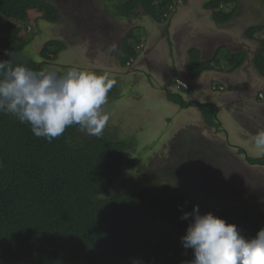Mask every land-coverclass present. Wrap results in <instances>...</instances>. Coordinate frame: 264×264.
<instances>
[{
    "label": "trees",
    "instance_id": "16d2710c",
    "mask_svg": "<svg viewBox=\"0 0 264 264\" xmlns=\"http://www.w3.org/2000/svg\"><path fill=\"white\" fill-rule=\"evenodd\" d=\"M175 1L126 2L125 15L142 3L160 20ZM203 3L220 25L238 19V0ZM31 11L44 12L51 23L61 20L50 0H0V60L11 58L39 70L56 61L67 43L47 39L38 57H27L36 33ZM246 33L261 43L254 61L264 75V24L249 26ZM6 49L15 55L9 57ZM130 58L125 52L123 64ZM225 59L238 67L245 58L226 51ZM116 85L118 80L108 99L116 96ZM169 98L186 104L177 93L169 92ZM204 115L211 118L212 113ZM132 147L110 131L93 137L77 125L49 141L36 137L29 124L0 112V264H132L133 258L142 264H186L194 253L182 246L189 220L181 216L197 204L202 213L211 211L235 223L248 238L264 227L263 211L209 202L176 174L140 168L137 157L127 156Z\"/></svg>",
    "mask_w": 264,
    "mask_h": 264
},
{
    "label": "rangeland",
    "instance_id": "374dc122",
    "mask_svg": "<svg viewBox=\"0 0 264 264\" xmlns=\"http://www.w3.org/2000/svg\"><path fill=\"white\" fill-rule=\"evenodd\" d=\"M50 1L58 5L61 20L51 23L44 19V12L31 11L30 23L34 25V28L36 26L33 38L35 43L32 51L28 48L25 55L30 58L38 57L41 53V44L47 39L59 38L70 44V47L68 53L63 52L50 66L63 71L69 67L82 68L80 63H86L84 56L86 51L83 46L89 44L87 45L88 51H92L94 54H97V51L105 50L108 43L104 44V40L108 30L102 31V29L105 27L114 30L117 20L112 16L102 15L106 8L103 0ZM117 1L119 2L117 3ZM117 1H107L111 5L109 9L113 13L118 12V9L114 8L115 5H120V0ZM238 3L239 11L236 16L238 19L235 24L247 27L264 24L263 0H238ZM117 15L120 17L119 12ZM242 26L239 27L240 33L245 29ZM82 32H84L83 35L85 34L83 37L80 36ZM78 45L79 47L75 48ZM219 52L216 62L226 63L224 49L220 48ZM97 68L104 69L106 66L99 62ZM101 73L104 72L101 71ZM111 78L118 80L120 76L113 74ZM258 80L264 82V76L259 75ZM135 84L136 82L130 78L118 81L116 96L110 97L104 106L110 114V120L105 130L117 134L121 138H126L133 146L127 156L137 157L138 163L142 164L140 168L144 167L145 170L156 173L163 170V176L167 174L170 177L176 174L181 182L195 188L203 199L209 202L214 201L216 204L233 206L239 210L264 212V183L259 185L261 183L258 177H250L251 180H249L247 177L252 173L250 170L249 173L246 166L241 165L240 162L232 169L228 160L218 159L217 162L210 155H207L206 158L201 157L192 145L201 149L206 148L193 140L198 139L202 132L207 135L208 130H205L204 133L199 128L190 127L188 124L181 128L175 123L176 120H171L170 117L173 115L169 113L166 105L161 106L158 101L144 98L140 89L142 85L148 88V95L151 99L154 92L153 85L154 87L158 86L153 84L148 77L144 78L137 87ZM254 86L256 85L254 84ZM173 140L180 141L182 148L174 145L175 150L169 151L170 143ZM241 159L244 162V155L241 156ZM182 166H187L188 169L186 170ZM138 171L139 169L136 173ZM262 182H264L263 179Z\"/></svg>",
    "mask_w": 264,
    "mask_h": 264
},
{
    "label": "flooded vegetation",
    "instance_id": "af4514ba",
    "mask_svg": "<svg viewBox=\"0 0 264 264\" xmlns=\"http://www.w3.org/2000/svg\"><path fill=\"white\" fill-rule=\"evenodd\" d=\"M107 1L109 0H103L106 8L102 15L106 14L112 16L117 20V25L114 30L104 27L102 31L108 30L107 37L105 38V43H108V48H106L105 51L107 52L110 49L106 55L107 57L113 58L111 60L106 58L99 59L97 54L88 51L87 45L89 44H87L83 46L86 51V55H84L86 63H80L82 68H78V66L76 68L95 71L97 73L108 71L107 73H109L111 77L113 74L119 75L120 80L126 78L128 80L130 78V80L136 82L135 87H137L139 83H142L144 78L148 77L152 80L153 84H157L158 86L154 87L153 85L154 92L151 99L148 95V88L142 85V88L140 87V89L142 90L144 98L149 99L150 101H158L161 106L166 105L169 109V113L173 115V117H170L171 120H176L175 123L180 125L181 128L183 125L188 124L190 127L193 126L199 128V130L204 131V133L205 130H208L207 135H204L202 132L198 138L206 148L200 150L203 158L207 156L206 153H211L210 156L217 162L218 159L230 161L228 164L233 169L239 162L241 165H245V162L241 159V154L238 152L240 148L247 158L254 160L253 163H256V166L259 169L258 174H261L255 176V172L252 171L251 173L253 175L251 174L250 177H258L259 182L261 183L259 185H263L264 150L257 149L253 142L241 143L243 142L242 140L239 142L240 138L232 133L229 123L230 107L232 108V112L237 109L244 110V107L248 106L247 103H249V96L255 102L260 103L264 101V90L258 85L254 86L253 84L245 89L225 91V89L228 88L225 81L228 83H231V81H228L229 78L223 76L221 71L225 73H235L238 68L245 69V67H242L244 63L238 67H234L232 63H229L230 65L228 66L226 63H221L219 66V63L216 62L217 60L215 59V56L218 57L220 48L224 49V47L218 48L213 57L209 61L206 60L204 62L200 60L198 53L199 50L197 49L193 52V60L189 64L186 61L176 63L173 61L174 55H169L172 51V41L174 40L175 35H177V39H179V30L181 31L182 28H188V26L183 24H181L180 27L178 26L176 20L179 18V15L183 14L182 17H184V22L197 23V21H200V23H203L204 21L200 19L198 12L201 13L204 11L212 13L211 10L203 7V0H176L167 12L162 13V15L160 14V20L157 19L158 17L147 12L142 3H139V6H135L133 12H129V15H125L126 2H132L134 0H120V5H115L116 7L114 8L118 9L119 17L117 15L118 12L113 13L110 11L109 7H111V5L108 4ZM118 2L119 1H117V3ZM190 7L192 9L189 11ZM248 27L245 29L244 38H249L246 33ZM236 30L239 32L238 28H236ZM197 31L198 32H195L194 37L198 36L199 38L196 40L195 37L192 42L203 45L204 40L203 37H201V29H198ZM83 33L84 32H82L80 36L83 37L85 35H83ZM198 41L200 43H198ZM179 43H181L180 40ZM69 47L70 44L67 43V47L63 52L68 53L67 51ZM78 47L79 45L75 48ZM259 50H257V52ZM99 52L100 51H97V53ZM125 52L131 54V58L123 64L122 58L124 57ZM224 52L226 53L225 49ZM239 52L232 54L236 56ZM257 52L254 55V60L257 56ZM196 58L197 63H194ZM96 62H100L106 67H111L104 68L105 70L101 68L98 69V63ZM209 64L210 66L207 67ZM84 65L85 67H83ZM253 66L257 69L255 61L253 62ZM248 71L249 70L247 69V75L250 77ZM218 72H220V74H218ZM202 76L204 81L202 80V83H200ZM178 78L185 80L188 84V88L178 87L176 84ZM245 78L243 81H240L243 79L242 76L236 78L235 81L240 82L238 86L245 82ZM146 82L150 83L149 81ZM186 91L189 93H186ZM169 92L181 95L182 99L186 101V104L177 103L173 99H170ZM219 93H222L223 95L221 96ZM226 93L228 94L226 95ZM224 95H226L225 97L227 99L225 103L229 108L223 107ZM207 110L212 113L211 118L204 115ZM183 132H185L184 129ZM192 139L195 138L192 137ZM170 144L169 151L175 150L174 145H178L182 148L180 141L173 140ZM250 177L249 180H251Z\"/></svg>",
    "mask_w": 264,
    "mask_h": 264
},
{
    "label": "clouds",
    "instance_id": "9594fccd",
    "mask_svg": "<svg viewBox=\"0 0 264 264\" xmlns=\"http://www.w3.org/2000/svg\"><path fill=\"white\" fill-rule=\"evenodd\" d=\"M108 51L97 53L99 59L111 60L113 57L106 55ZM5 54L15 55L7 49ZM110 77L107 72L76 67L62 72L54 66L36 70L24 63L14 64L11 58L0 60V112L29 124L36 137L49 141L73 125L88 136L100 137L110 120L104 108L108 93L116 84ZM252 140L257 149L264 150V129L258 130ZM240 151L239 148L243 156ZM244 158L248 172L254 167L255 176L261 175L256 163L245 155ZM181 219L189 220L181 237L182 246L194 253L186 264H264V227L248 238L235 223H228L211 211L202 213L198 204L190 212L184 211ZM132 264H142V260L133 258Z\"/></svg>",
    "mask_w": 264,
    "mask_h": 264
},
{
    "label": "crops",
    "instance_id": "0c3cea01",
    "mask_svg": "<svg viewBox=\"0 0 264 264\" xmlns=\"http://www.w3.org/2000/svg\"><path fill=\"white\" fill-rule=\"evenodd\" d=\"M191 9L192 8L190 7L189 11ZM182 15L183 14L179 15V18L176 20L177 24L179 27L181 26V24H183L185 26H188V28H182L181 31L179 30L178 32L179 39H177V35H175L174 40L172 41L173 44L172 51L169 53V55L172 56L174 55V59H173L174 62L178 63L181 61H186L188 64L191 63L193 60L192 56L194 55L193 52L195 51V49L199 50L198 53L200 56V60L202 62L206 61L207 59L210 60L215 54L216 50L220 47H224L225 51L228 50L231 53H237L240 51L239 53H241L245 58L243 62L244 63L243 66L245 67V69L239 68L235 73L233 72L232 74L221 71V74L229 78L228 81H231V83L225 81V83L228 86V88L225 89V91L226 90L229 91L233 89L241 90L248 88L253 84L258 85L260 88L264 90V82L258 80L259 75L261 76L264 75L260 71L255 69L253 66L254 55L257 52V50L261 49L260 48L261 43L258 39L244 38V32L246 31L245 29L247 28V26L238 25L235 24V22L231 24L229 23L226 25L225 24L220 25L218 22L214 20L211 12H204V11H202L201 13L198 12L200 19L204 21L203 23H200V21L199 22L197 21V23H189L187 21L184 22L183 21L184 17H182ZM240 26L245 27L244 30H241V33L240 31L238 32V30H236V28L239 29ZM198 29H201L202 32L201 37H203L204 40L203 45L202 44L199 45L192 42L195 37L196 40L199 38L198 36L194 37L195 32L197 33ZM179 40L181 41V43H179ZM198 43L200 42L198 41ZM239 45L241 48L239 47ZM247 69L249 70L248 72L250 74V77L249 75H247ZM218 74H220V72H218ZM240 76L243 77V79H241L240 81H243L244 78L245 77L246 78H245V82L242 85L238 86L240 82H237L235 80ZM202 78L203 76L200 79L201 82L200 81L198 82L202 83L203 80ZM227 94L228 93H226V95ZM219 95L222 96L223 94L219 93ZM226 95H224L223 97V107H228L225 103L227 100L225 97ZM263 102L264 101L260 103L255 102V105H260ZM247 105H248L247 107H244V110L237 109L234 112L231 111L232 108L230 107L229 124L232 129L231 131L233 134H235L240 138L239 142L241 140L243 141L241 143H252L253 142L252 137L255 135V133L247 134V133H241L239 130H237L236 128L238 125H240L239 123L240 121L243 122L246 121L245 118H249V121H252L254 124L257 125H261L264 122V115L262 114L257 115L253 110L254 108H256V110L258 111L259 108L256 107L254 104L253 105L250 104V101L249 103H247ZM251 110H253V112H251ZM248 114H251V116Z\"/></svg>",
    "mask_w": 264,
    "mask_h": 264
},
{
    "label": "water",
    "instance_id": "95a60500",
    "mask_svg": "<svg viewBox=\"0 0 264 264\" xmlns=\"http://www.w3.org/2000/svg\"><path fill=\"white\" fill-rule=\"evenodd\" d=\"M105 51V50H104ZM101 50L102 54H104L105 52ZM232 74V73H231ZM249 101H250V104H254L255 105V101L253 99L250 98L249 96ZM256 107L259 108V110L257 111L256 108H254L253 110L255 111V113L257 115L259 114H262L264 115V102L261 103L260 105H255ZM253 110H251V112H253ZM251 116V114H248ZM246 121H240V125L237 126V130H239L241 133H247V134H253V133H257L258 130H261V129H264V122L261 124V125H257V124H254L252 121H249V118H245ZM211 128V127H210ZM212 129V128H211ZM194 142H199L202 144L201 140L200 139H196V140H193ZM203 145V144H202ZM192 147L194 148V150H196L202 157V154L200 153V150H202L201 148L197 147V146H193ZM211 153H206V155H210ZM207 157V156H206ZM205 157V158H206ZM247 165V163H245ZM257 168V166H256ZM250 172L252 171H255V168L254 167H251L249 168ZM249 179V176L247 177Z\"/></svg>",
    "mask_w": 264,
    "mask_h": 264
},
{
    "label": "built area",
    "instance_id": "2783aa9c",
    "mask_svg": "<svg viewBox=\"0 0 264 264\" xmlns=\"http://www.w3.org/2000/svg\"><path fill=\"white\" fill-rule=\"evenodd\" d=\"M176 84L180 88H188L187 82L185 80L181 79V78L176 80Z\"/></svg>",
    "mask_w": 264,
    "mask_h": 264
}]
</instances>
